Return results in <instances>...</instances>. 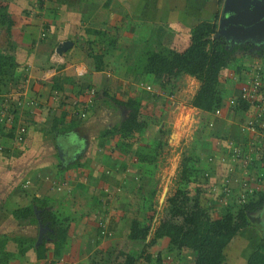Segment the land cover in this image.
<instances>
[{"label": "crops", "instance_id": "crops-1", "mask_svg": "<svg viewBox=\"0 0 264 264\" xmlns=\"http://www.w3.org/2000/svg\"><path fill=\"white\" fill-rule=\"evenodd\" d=\"M221 5L219 0H0V14L5 13L11 24L10 33H7L0 18V51L14 56L23 70L21 78H26L20 83L19 92L10 83L0 92V126L6 132L11 125L9 121L13 120V115L6 116L10 105L19 106L21 110L14 139L0 142V238L15 243L16 239H10L5 233L16 228L24 237H38V223L17 225L10 212L28 207L33 198L42 197L63 205L67 202L73 209L70 211L75 213L76 221L72 219V222L76 225L71 227L68 237L77 242L68 246L55 262L51 254H47L45 260H37L34 250L30 249L23 258H12L8 264H102L107 246L113 242L118 251L133 255L147 244L146 252L153 259L149 264H193L190 252H181L176 258L164 255L165 241L154 240L153 228L145 242L127 239L130 219L122 211L116 195L122 196L125 188L132 190L129 183L136 177L130 167L125 172L114 173L113 179L111 173L107 174V162L103 157L105 153L113 154L110 159L115 160L120 140L118 136L99 137L105 128L100 124L103 122L111 127L123 122L128 113L123 105L115 106L107 98L108 94L118 101L141 96L142 105L151 113H158L162 107V126L163 119L167 118V102L172 97L163 92L166 81L157 84L153 80L136 79L130 62L140 55L142 48L164 54L184 51L190 45L191 30L202 22H213L215 17L218 20ZM63 42H70L71 46L58 55L55 49ZM96 61L103 62L99 71L95 69ZM226 71L230 70H223L221 76ZM53 77H67L73 82L64 84L62 94L66 97L62 100L50 95ZM192 79L184 76L181 81ZM239 86L234 85V93ZM230 92L227 100L231 99ZM31 100L34 104H30ZM227 100L224 99L221 106L229 112L225 113V120L230 124L227 126L239 130L240 118L230 114ZM148 104L154 107L150 109ZM61 114H64V124L77 115L81 118L80 125L64 134L52 132L48 137L40 133L41 128ZM232 117L235 118L233 122L229 121ZM210 118L205 121L211 129L215 127L214 121L224 120ZM21 128L27 131L21 132ZM148 130L140 138L133 136L127 140L126 151L134 149L141 138L163 142L166 137L157 133V126ZM24 134L23 142L19 141ZM17 147L20 154L14 155ZM3 148L8 152H1ZM76 160L80 166L73 168ZM214 163L220 167V163ZM45 169L49 172L44 173ZM214 172L215 169L212 177ZM228 174L231 175L230 171ZM231 178L232 175L230 181ZM139 180L141 182L142 177ZM220 183L222 178L216 188ZM263 212H256L253 221ZM261 223L264 225L262 219ZM107 230L110 237L106 235ZM250 234L247 229L233 238L225 249L224 264H246L248 254L243 246ZM158 256L160 259L156 262Z\"/></svg>", "mask_w": 264, "mask_h": 264}, {"label": "trees", "instance_id": "trees-1", "mask_svg": "<svg viewBox=\"0 0 264 264\" xmlns=\"http://www.w3.org/2000/svg\"><path fill=\"white\" fill-rule=\"evenodd\" d=\"M219 2L222 3L223 0ZM0 18L2 25L6 27V32L10 33L11 24L7 22L5 13L0 14ZM216 31L217 18L215 17L213 22H202L191 30L190 45L182 52L171 51L169 54H164L142 48L138 59L135 58L133 62H130L136 72V79L147 82L153 80L157 84L165 80L163 92L166 96H171L177 90L182 78L189 76L199 83L191 105L208 115L206 120L211 116L214 117V112L221 108L223 100L230 93L221 83L223 70L232 72V79L224 81L226 87L230 80L233 81L232 84L234 80L240 83L245 82L254 73L255 68L258 70V80L264 83V43L257 49H253L249 44L227 47L224 37L216 36ZM95 64V69L99 71L103 62L96 61ZM22 71L13 55L0 51V92L8 88L9 83L17 90L16 92H19L21 84L26 81V78H21ZM66 83L73 82L67 77H53L49 89L50 95L57 96L59 100L64 99L66 96L62 92ZM238 95L231 96L233 104L229 110L235 118H240L238 123H243V119L252 115L254 108L248 102L241 100ZM112 96L107 94V98H110L115 106L123 105L128 113L123 122L119 121L100 132L99 137L109 139L118 136L120 140L117 145L116 159L111 161L113 154L107 155V174L111 173L113 179L114 173L125 172L130 167L136 178H143L141 182L138 180V182L129 183L135 198L138 199L137 211L141 216L129 220L127 239L145 242L153 228L154 240L165 241L164 255H173L176 258L181 252L186 251L193 255V264H224L225 249L229 243L240 231L251 229V227L255 229L256 225L252 223V216L256 212L264 211V127H260L258 122L255 123L254 136L248 132L241 133L236 128L230 132L221 131V135L216 130L212 133L215 136L212 140L225 144L223 146L218 144L219 146L216 145L215 148L210 147L205 160L201 158V153H197L194 149L183 155L173 181L174 191L167 195L162 204L160 219L156 226L152 227L153 214L158 203L153 202L156 190L150 188L148 182L156 175L162 147L166 143L141 138L135 148L127 152L125 142L131 140L133 136L140 138L153 125L158 127V134L167 136L168 130H164L161 126L164 109L160 107L158 113H151V110L142 105L141 96L128 98L125 101H118ZM107 103H109L108 99ZM30 104H34L33 100ZM20 112L19 106L10 105L6 116L13 115V120H8L11 125L7 132L3 126H0L2 134L0 142L14 139ZM54 119L48 126L41 128L40 133L48 137L52 132L64 134L81 123V118L77 115L66 124H64V114ZM216 123L218 124L217 120L214 121L215 125ZM204 124L206 126L207 121ZM24 131H27V128H23ZM20 137L23 142L25 134ZM201 138H203L202 135ZM230 143L232 148L237 147L238 160L242 166L238 165L246 171L243 175L242 189L237 188L234 192L230 190L231 187L226 182L230 180L231 175L222 178L219 187L211 185L213 170L216 167L214 162L221 163L220 159H226L229 163L223 162L222 165L227 167L225 165L230 164L233 156ZM14 150V155L20 154L19 148ZM1 152H8V149L3 148ZM73 166V168L80 166L78 160L73 163ZM206 193L210 195V198ZM49 201V198L36 197L32 199L28 207L10 212L11 218L17 225L41 223L44 234L40 240L38 237L22 236L12 244L9 243L10 240L1 236L0 264H8L12 258H23L30 249L34 250L37 260H45L47 254H51L53 262L55 259L59 260L67 251L68 246L71 245L69 242L71 239L68 237L69 228L65 225L62 227L61 222L55 218L56 213L52 209L54 207ZM36 211L39 212L38 215ZM101 233L105 235L103 231ZM106 235L109 237L111 235L108 230ZM114 245L113 242L107 246L102 264L152 263L153 259L145 249L147 244L135 255L118 251ZM159 259L160 256L156 257L155 261L158 262ZM246 264H264V234H261L259 242L253 247Z\"/></svg>", "mask_w": 264, "mask_h": 264}, {"label": "rangeland", "instance_id": "rangeland-1", "mask_svg": "<svg viewBox=\"0 0 264 264\" xmlns=\"http://www.w3.org/2000/svg\"><path fill=\"white\" fill-rule=\"evenodd\" d=\"M250 43H251L250 46L253 49H257V47H259L262 43H264V39L257 43H254V42H250ZM224 73L225 74L222 75V79H221L222 85H224L225 89H227L228 91H232V95L238 94V92L234 93V91H236V89L234 88V85H240L241 83L233 79L234 83L232 84L233 81L230 80V82H228V86L226 87L224 81L226 79H230V75L232 77V73L230 71H226ZM149 85H151V83ZM198 87H199V83L195 81L194 79H192L189 82L180 81L178 84L177 90L172 93L171 95L172 97L171 99L168 100L167 105H166V109L168 110L166 111L167 118L163 119L164 123L162 125L163 126L162 128L166 131L168 130L169 132L168 134H166L167 136L164 138V140L166 141V144L162 147V153H161V157L159 158L158 169L156 171V175L151 179L149 183V187L156 190V196H154L153 202L158 203L156 204V207H155V214H153L152 227L156 226V224L158 223V220L160 219L159 217L161 215L160 212L162 211V204L164 200L166 199L167 195H169L170 193L174 191L173 181L176 177L177 167L180 164L182 156L189 153L192 149H194L197 153L199 154L201 153V158L205 160L207 157L206 153H208L209 148L210 147L215 148L216 145L218 147L219 146L218 144H221V142H217L215 139L212 140V138L215 137L212 134L215 132L214 130H217L219 135L222 134L221 131H226V130L229 132L234 131V128H233L234 126H227L230 124H228L229 123L227 122L228 120L227 121L225 120L226 118L225 113H229V112H226L225 110H223L222 115L219 116L221 118H224V120L219 121L218 124L215 125V127L212 129L208 128L207 124L205 126L204 120L208 118L207 117L208 115H206L199 109L194 108L191 105L192 99L194 98L198 90ZM225 99L227 100L228 97ZM228 101L229 100H227V102ZM148 107L149 108L151 107L150 109H152L154 106L153 105L150 106L148 104ZM254 111H257V110L253 109V112ZM146 113H150V112L146 111ZM117 117H118V114H117ZM211 119L212 118H210L209 120L211 121ZM234 119L235 118L232 117L231 119H229V121L231 120L233 122ZM101 121H103V118L101 119ZM108 121L109 120L107 117V123ZM100 126L101 128H104V127L106 128V125L103 122L100 124ZM259 126L263 127L264 125L260 124ZM201 135L203 136V138L200 139ZM254 135H255L254 133L251 134V136H254ZM262 140L263 139L261 138V142ZM224 144L222 143L221 145L223 146ZM103 161L107 162V153H105L103 157ZM223 162L224 163L227 162L226 159L223 160ZM222 163L219 164L220 167L218 166L214 168L215 176L213 177L214 181L211 182V185L213 187H216L219 181V178L226 177L227 175H229L228 171H230L232 175V178L230 181V187H231L230 190L234 192V190L237 188L238 190L242 189L241 185L244 179L243 175L246 173V171L244 168L242 169L241 167L242 164H240V160H238L235 164L234 163L231 164L230 167H224ZM238 164H240L241 166ZM47 172H49V169L44 170V173H47ZM139 178L137 177L135 181L137 182ZM44 182L48 183V180L45 179ZM165 190H166L165 197L161 201L160 199L162 198V194ZM122 193H123L122 196L116 195L117 196L116 198L120 200L122 211L123 210L125 211V214L129 217L128 219L140 217L141 214L138 213L137 211L138 199L135 198V195L132 192V190H128V188H125L123 189ZM127 193L131 194V196L129 195L127 196ZM206 194L208 196V193ZM208 197L210 198V195ZM49 203L50 204L52 203L51 205L54 208L52 207L51 208L55 210L53 211L54 213H56L55 218H57V220L61 222L62 227H64L65 225L70 230L71 227L76 225V222H72V219L76 221V216L74 215L75 213L74 212L71 213L70 210H73V209L68 207L67 202H65V204L63 205L62 203L59 204V203L53 202V200L50 199ZM87 205L89 204L87 203ZM145 216L147 217L148 215L145 214ZM261 219L264 221V212L262 214L258 213L256 216V219L252 221L253 225H256V227L255 229L254 227H251V229L249 228L251 237L249 236L247 238L248 241L244 240L245 244L243 248L245 249V252L248 254V256L251 253L250 252L251 248L254 247L259 242V239L261 238V234H264V225L262 223L260 225ZM245 230H242V231H245ZM37 233L39 234V227H37ZM22 234L23 233H21V230L19 228L11 230L9 234L7 232L5 233V235L9 237L10 239L14 237L16 240L19 237H22L23 236ZM122 237L120 239H122ZM150 239H151V236L149 237L148 240ZM240 241L242 242V240ZM69 242L70 244H73V245L77 243L76 241H71V240Z\"/></svg>", "mask_w": 264, "mask_h": 264}, {"label": "water", "instance_id": "water-1", "mask_svg": "<svg viewBox=\"0 0 264 264\" xmlns=\"http://www.w3.org/2000/svg\"><path fill=\"white\" fill-rule=\"evenodd\" d=\"M216 36L224 37L227 47L251 44L264 39V0H223L217 20ZM71 46L70 42L59 44L55 51L61 55ZM162 194L161 201L165 197ZM40 240L44 228L38 224Z\"/></svg>", "mask_w": 264, "mask_h": 264}, {"label": "built area", "instance_id": "built-area-1", "mask_svg": "<svg viewBox=\"0 0 264 264\" xmlns=\"http://www.w3.org/2000/svg\"><path fill=\"white\" fill-rule=\"evenodd\" d=\"M257 77L258 70L255 68L254 73H252L245 82L241 83L238 88L239 98L248 102L254 109L257 110L252 112V115L249 118L247 117L244 122L239 125V131L241 133H255V123L257 122L259 125H264V83L260 82ZM147 89L149 88L147 87ZM90 94L92 96L93 92L91 91ZM232 104V100L230 99L228 101V106L230 107ZM222 111V108L217 109L213 114L214 117L218 118L221 116ZM20 131L23 132V129L21 128ZM20 140L21 138H19V141ZM230 145L232 148L231 143ZM232 152L233 156L230 160V164H233L238 160V149L236 146H233ZM221 162H223V159H221ZM226 182L230 185V180H227Z\"/></svg>", "mask_w": 264, "mask_h": 264}]
</instances>
